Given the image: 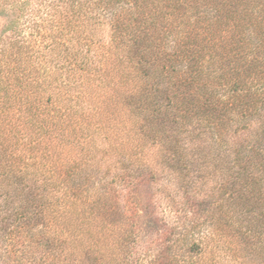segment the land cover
<instances>
[{
  "label": "trees",
  "instance_id": "16d2710c",
  "mask_svg": "<svg viewBox=\"0 0 264 264\" xmlns=\"http://www.w3.org/2000/svg\"><path fill=\"white\" fill-rule=\"evenodd\" d=\"M0 18V264H264V0Z\"/></svg>",
  "mask_w": 264,
  "mask_h": 264
},
{
  "label": "rangeland",
  "instance_id": "374dc122",
  "mask_svg": "<svg viewBox=\"0 0 264 264\" xmlns=\"http://www.w3.org/2000/svg\"><path fill=\"white\" fill-rule=\"evenodd\" d=\"M36 2V1H35ZM5 25V21L3 18H0V32L3 30V27ZM148 195H149V192L147 189H143L141 190V196H142V199H145L147 200L148 198Z\"/></svg>",
  "mask_w": 264,
  "mask_h": 264
}]
</instances>
